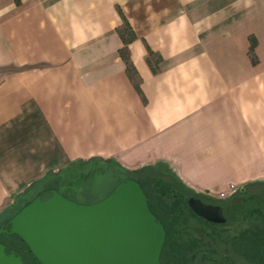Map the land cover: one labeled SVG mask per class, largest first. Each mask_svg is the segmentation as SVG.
<instances>
[{
	"label": "crops",
	"instance_id": "crops-1",
	"mask_svg": "<svg viewBox=\"0 0 264 264\" xmlns=\"http://www.w3.org/2000/svg\"><path fill=\"white\" fill-rule=\"evenodd\" d=\"M93 161L264 185V0H0V224Z\"/></svg>",
	"mask_w": 264,
	"mask_h": 264
},
{
	"label": "water",
	"instance_id": "water-1",
	"mask_svg": "<svg viewBox=\"0 0 264 264\" xmlns=\"http://www.w3.org/2000/svg\"><path fill=\"white\" fill-rule=\"evenodd\" d=\"M188 205L210 223L227 221L219 205L196 197ZM6 234L18 236L40 264H161L166 241L142 187L131 179L91 205L56 190L45 192L0 228V237ZM0 264H23V259L0 242Z\"/></svg>",
	"mask_w": 264,
	"mask_h": 264
},
{
	"label": "rangeland",
	"instance_id": "rangeland-1",
	"mask_svg": "<svg viewBox=\"0 0 264 264\" xmlns=\"http://www.w3.org/2000/svg\"><path fill=\"white\" fill-rule=\"evenodd\" d=\"M131 176L141 177L144 192L152 196L154 202L156 197L161 195L160 192L162 190L161 184H155L157 181L162 184H173L171 196L180 194L189 196L193 192L181 184L174 177L173 172L165 165ZM127 177L128 175L121 173L119 167L112 162L93 161L90 164L81 163L71 170L64 171L62 174L50 175L49 180L43 184L41 191L38 190L35 196L39 192L42 193L53 189L78 204L91 205L106 199L124 180H127ZM164 199L168 204H171L173 200V198L169 197ZM256 201L249 199L248 201H243L242 198L233 200V206H237L232 207L233 210L228 211L229 209H225L224 211L228 224L224 227H218L216 233H214V226L209 225L206 220H199L191 215L184 219L182 224L184 228L180 227L182 242L186 249L192 245L200 249L186 254V264H255L250 263L238 254L233 245L240 241L238 239H240L243 231L259 230L264 232V215L258 214L257 208L259 210L261 207ZM20 208L13 209L10 216L14 215L15 217L22 210ZM243 210L244 213L242 214ZM165 211L169 213L168 210L165 209ZM243 215L247 217L243 219ZM174 262L176 261L167 258L164 264H174Z\"/></svg>",
	"mask_w": 264,
	"mask_h": 264
},
{
	"label": "trees",
	"instance_id": "trees-1",
	"mask_svg": "<svg viewBox=\"0 0 264 264\" xmlns=\"http://www.w3.org/2000/svg\"><path fill=\"white\" fill-rule=\"evenodd\" d=\"M123 19H124V24L126 28L124 29V32L121 33V35H122L124 42L129 43L133 40L134 35L132 31L130 30V26L124 16H123ZM255 47H256V41L252 39L250 54L252 56V61L254 63H256L257 61L255 54H254ZM124 58L127 61L129 60L127 52H124ZM159 166L161 165H158L156 167L143 168L135 172H129L120 167L119 169L121 170V173H125L128 175L127 179H131V180L138 182L140 186L142 187V189H144L141 183V179H140L142 175L141 177L139 176L132 177L131 175L133 174L138 175L139 173L143 171L152 170V169L158 168ZM174 177L178 179L175 175ZM179 182L181 181L179 180ZM155 184H161L162 186V190L160 192L161 195L159 197L158 196L156 197L155 202L152 196H149L146 192L144 193H146L145 195L148 198L149 208L151 212L156 216L158 221L162 223L166 231V241H165V245H164L162 255H161V264H164L165 259L167 258L169 260H175L176 262H174V264H186L187 262L186 254L190 252H196L197 249L198 250L200 249L199 247H196L195 245H192L190 248L186 249V246L181 240L183 238H181L182 231L180 230V227L182 226L184 222L183 220L187 219L190 215L192 217H195L196 219L204 220L198 217L196 214H194V212L190 209L188 205V200L190 198L192 197H196L200 199L202 198L199 195L194 194L193 192L189 196L185 194L171 196V193H172L171 191H173V187H174L173 184L171 183L162 184L160 181L155 182ZM50 190H53V189H50ZM50 190H46L45 192H48ZM261 195H264V185H255V186L249 187L247 192L242 194L241 198L243 199V201H248V199L252 201L257 200L256 202L261 207V209L259 210L257 208L258 214L263 216L264 215V196H261ZM168 197L173 198L171 204H168L164 199V198L168 199ZM35 198L36 196L25 199V201L23 202L24 204L21 206L20 209H23L24 207H26ZM208 204H211V203H208ZM234 206H237V205H234ZM234 206L231 205L226 208L224 207L223 210L225 211V209H229L228 211H230L232 207ZM165 209L168 210L169 213H167ZM243 213H244V210L242 211V214ZM174 215L176 216L174 217ZM245 215H243V219L247 217ZM208 224L211 226H214V233H216V229L218 227H224L226 224H228V219H227V222L224 224H213L210 222ZM238 240L240 241H238L236 245H233L235 251L238 254H240L243 258L247 259L250 263L264 264V232L259 231V230H253V231L246 230L242 232V234L240 235V239ZM0 242L8 248L9 252H15L16 254L20 255L23 258V260L26 261L27 263L35 262L36 264H40L35 259V257L31 254L29 248L26 245L24 246L22 240L18 236L7 235V234L2 235L0 237ZM22 245L23 247H21Z\"/></svg>",
	"mask_w": 264,
	"mask_h": 264
},
{
	"label": "built area",
	"instance_id": "built-area-1",
	"mask_svg": "<svg viewBox=\"0 0 264 264\" xmlns=\"http://www.w3.org/2000/svg\"><path fill=\"white\" fill-rule=\"evenodd\" d=\"M237 187L235 185H230L226 190L220 193L219 197L221 199H225L229 196V194L236 193Z\"/></svg>",
	"mask_w": 264,
	"mask_h": 264
},
{
	"label": "flooded vegetation",
	"instance_id": "flooded-vegetation-1",
	"mask_svg": "<svg viewBox=\"0 0 264 264\" xmlns=\"http://www.w3.org/2000/svg\"><path fill=\"white\" fill-rule=\"evenodd\" d=\"M45 192V191H44ZM43 194V192L42 193H40L39 195H42ZM43 197V196H42ZM45 198V197H44ZM203 202H205L203 199H201ZM206 203V202H205ZM14 218V215L13 216H7L4 220H3V222L1 223L2 225L0 226V228L1 227H3V226H5V225H9L10 224V221L12 220ZM10 229V226H9V228H8V230ZM24 244V243H23ZM24 246H25V244H24ZM27 246V245H26ZM21 247H23V245L21 246ZM25 252H27V251H25ZM32 254V253H31ZM23 259V258H22ZM23 264H36L35 262H33V263H27L26 261H24L23 260Z\"/></svg>",
	"mask_w": 264,
	"mask_h": 264
}]
</instances>
